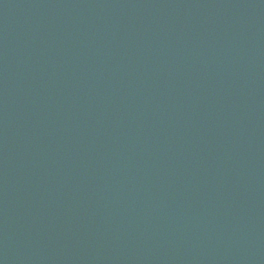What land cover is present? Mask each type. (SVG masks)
I'll use <instances>...</instances> for the list:
<instances>
[{"label": "water", "instance_id": "water-1", "mask_svg": "<svg viewBox=\"0 0 264 264\" xmlns=\"http://www.w3.org/2000/svg\"><path fill=\"white\" fill-rule=\"evenodd\" d=\"M0 264H264V0H0Z\"/></svg>", "mask_w": 264, "mask_h": 264}]
</instances>
